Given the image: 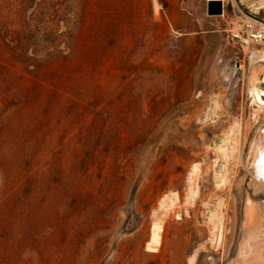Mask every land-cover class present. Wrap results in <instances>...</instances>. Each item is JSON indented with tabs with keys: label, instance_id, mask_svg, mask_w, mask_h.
<instances>
[{
	"label": "rangeland",
	"instance_id": "1",
	"mask_svg": "<svg viewBox=\"0 0 264 264\" xmlns=\"http://www.w3.org/2000/svg\"><path fill=\"white\" fill-rule=\"evenodd\" d=\"M208 1L0 0V264L235 256L243 203L254 197L247 185L216 190L235 201L225 257L199 210L215 189L211 144L249 118L247 58L232 30L242 15L233 0L224 17L209 16ZM217 67L234 70L222 86ZM220 86L226 113L206 120ZM197 163L201 194L189 206ZM172 192L182 218L167 216L160 251L147 252L153 212Z\"/></svg>",
	"mask_w": 264,
	"mask_h": 264
},
{
	"label": "bare ground",
	"instance_id": "2",
	"mask_svg": "<svg viewBox=\"0 0 264 264\" xmlns=\"http://www.w3.org/2000/svg\"><path fill=\"white\" fill-rule=\"evenodd\" d=\"M223 9H225V1ZM235 8L242 14L232 26L234 37L240 39L241 48L247 58L246 64H241L244 90L247 105L250 108L249 118L234 121L229 129L216 138L211 144L214 153V191L206 196L204 207L200 209L202 219L209 229V242L213 247L223 248L224 257L233 242L235 223L230 222L227 209L235 208V201L231 192L218 193L216 190L230 189L240 192L244 185L254 195L249 193L243 203L241 220V240L235 256L226 264H244L249 240L257 238L262 231L264 201V163H261L260 151L264 147V21L256 18L264 11V0H233ZM225 13L222 16L224 17ZM240 15V14H239ZM247 34V37L244 36ZM246 37V38H245ZM234 70L217 69L214 72L216 82L222 86L229 81ZM213 76V75H212ZM218 92L211 93L205 110L206 120H216L226 113V94L223 87ZM225 88V87H224ZM226 92V91H225ZM242 118V117H241ZM240 119V118H239ZM231 164V165H228ZM242 165L246 175L237 176ZM200 164L193 165L187 186L185 204L195 206L200 199ZM261 194V195H260ZM177 192L166 194L153 212L151 231L146 244V251L158 253L163 242L165 218L172 213L177 219L182 218L181 210L177 208L179 202ZM244 256V257H243ZM261 258H264V252ZM189 264H195V258L189 259Z\"/></svg>",
	"mask_w": 264,
	"mask_h": 264
},
{
	"label": "water",
	"instance_id": "3",
	"mask_svg": "<svg viewBox=\"0 0 264 264\" xmlns=\"http://www.w3.org/2000/svg\"><path fill=\"white\" fill-rule=\"evenodd\" d=\"M224 13L223 2L221 0H210L207 3V14L211 17L222 16ZM261 195V194H260ZM262 214L264 215V201L262 204ZM262 228H264V216ZM245 257L242 258L244 264H264L262 253L264 252V229L259 232L257 238L253 237L249 240L247 245Z\"/></svg>",
	"mask_w": 264,
	"mask_h": 264
},
{
	"label": "snow or ice",
	"instance_id": "4",
	"mask_svg": "<svg viewBox=\"0 0 264 264\" xmlns=\"http://www.w3.org/2000/svg\"><path fill=\"white\" fill-rule=\"evenodd\" d=\"M260 157H261V163H264V147L261 148Z\"/></svg>",
	"mask_w": 264,
	"mask_h": 264
},
{
	"label": "built area",
	"instance_id": "5",
	"mask_svg": "<svg viewBox=\"0 0 264 264\" xmlns=\"http://www.w3.org/2000/svg\"><path fill=\"white\" fill-rule=\"evenodd\" d=\"M236 38V37H235Z\"/></svg>",
	"mask_w": 264,
	"mask_h": 264
}]
</instances>
